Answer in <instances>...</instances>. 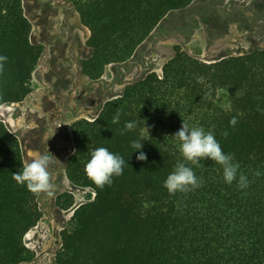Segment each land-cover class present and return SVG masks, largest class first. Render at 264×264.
Instances as JSON below:
<instances>
[{"label": "trees", "instance_id": "16d2710c", "mask_svg": "<svg viewBox=\"0 0 264 264\" xmlns=\"http://www.w3.org/2000/svg\"><path fill=\"white\" fill-rule=\"evenodd\" d=\"M194 1L72 0L90 32L92 53L83 73L100 79L107 66L131 58L168 14ZM32 31L24 0H0V55L8 58L0 69V107L19 104L32 92L43 54ZM174 50L162 75L149 73L108 101L97 118L72 125L67 177L95 198L75 211L73 226L62 234L57 264H264V49L214 62L180 46ZM117 111L120 120L113 124ZM233 117L236 124L230 127ZM182 120L214 132L222 150L249 176L248 188L225 184L220 166L201 160L193 166L199 188L167 192L163 182L181 159L171 135ZM126 121L137 126L121 134ZM133 140L143 141L146 161L132 153ZM97 147L126 162L123 174L103 188L84 173ZM24 164L19 139L0 120V264L33 258L26 236L42 219L39 194L12 179ZM257 169L259 177L252 175ZM59 205L71 208L73 196L63 194Z\"/></svg>", "mask_w": 264, "mask_h": 264}, {"label": "rangeland", "instance_id": "374dc122", "mask_svg": "<svg viewBox=\"0 0 264 264\" xmlns=\"http://www.w3.org/2000/svg\"><path fill=\"white\" fill-rule=\"evenodd\" d=\"M24 9L33 27L31 40L43 54L31 94L19 104L0 107V120L19 139L25 164L39 154L50 157L54 196L39 194L42 219L26 236L33 258L22 264H57L62 234L73 226L75 211L95 198L67 177L72 125L97 118L108 101L149 73L162 75L176 46L205 62L264 49V0H196L171 12L131 58L107 66L98 80L83 73L82 64L92 53L90 32L72 0H24ZM63 194L73 196L69 209L59 205Z\"/></svg>", "mask_w": 264, "mask_h": 264}, {"label": "clouds", "instance_id": "9594fccd", "mask_svg": "<svg viewBox=\"0 0 264 264\" xmlns=\"http://www.w3.org/2000/svg\"><path fill=\"white\" fill-rule=\"evenodd\" d=\"M6 56L0 55V69L7 61ZM264 111V110H262ZM120 120V112L117 111L113 116L112 123L117 124ZM236 119L233 117L229 121V126L234 127ZM137 126L136 121H126L121 134L131 131ZM148 133V129L143 125ZM227 137L228 132L223 133ZM171 137L178 142L179 159L173 171H171L163 182V187L170 195L177 192L187 193L199 188L202 181L197 177L193 166L199 167L201 160H211L220 166L221 178L225 184L236 183L241 190L248 188L250 179L244 172L240 171V164L235 160L231 153L222 150L220 143L215 138L214 132L205 130L202 126L190 127L182 120L181 127ZM143 141L133 140L130 147L134 149L137 161H146V154L141 151ZM51 160L47 154H39L30 162L24 164L21 170L12 174V179L20 186H24L30 193H44L49 197L54 196V185L51 182L49 172ZM126 162L117 153L109 151L106 147H97L89 154V159L84 165L86 177L97 187L103 188L111 185L113 177L123 174ZM252 175L259 177L262 175L259 169L252 172Z\"/></svg>", "mask_w": 264, "mask_h": 264}]
</instances>
